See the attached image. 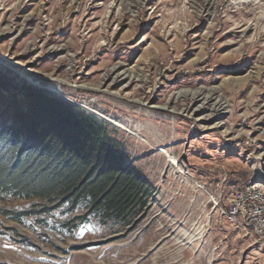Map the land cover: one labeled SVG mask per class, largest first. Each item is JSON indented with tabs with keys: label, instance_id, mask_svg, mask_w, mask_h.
<instances>
[{
	"label": "rangeland",
	"instance_id": "1",
	"mask_svg": "<svg viewBox=\"0 0 264 264\" xmlns=\"http://www.w3.org/2000/svg\"><path fill=\"white\" fill-rule=\"evenodd\" d=\"M206 10L0 0V74L107 125L154 193L134 228L72 224L62 209L16 223L39 201L0 197V264H264V247L226 215L236 191L264 186V0ZM201 89L222 107L183 94Z\"/></svg>",
	"mask_w": 264,
	"mask_h": 264
},
{
	"label": "trees",
	"instance_id": "2",
	"mask_svg": "<svg viewBox=\"0 0 264 264\" xmlns=\"http://www.w3.org/2000/svg\"><path fill=\"white\" fill-rule=\"evenodd\" d=\"M8 81L0 74V197L39 201L11 220L62 209L72 224L134 228L154 193L108 126L46 90Z\"/></svg>",
	"mask_w": 264,
	"mask_h": 264
},
{
	"label": "built area",
	"instance_id": "3",
	"mask_svg": "<svg viewBox=\"0 0 264 264\" xmlns=\"http://www.w3.org/2000/svg\"><path fill=\"white\" fill-rule=\"evenodd\" d=\"M226 215L242 221L256 243L264 247V186L249 184L236 191Z\"/></svg>",
	"mask_w": 264,
	"mask_h": 264
},
{
	"label": "bare ground",
	"instance_id": "4",
	"mask_svg": "<svg viewBox=\"0 0 264 264\" xmlns=\"http://www.w3.org/2000/svg\"><path fill=\"white\" fill-rule=\"evenodd\" d=\"M198 1V0H196ZM202 5L204 6L205 9H207L206 11H209L211 9H216L218 7L219 4V0H201ZM126 72L122 73V75H124ZM128 77V76H126ZM184 95H188L190 96V98L192 100H199L201 97V99L205 100L206 102L212 101L213 99L218 98L217 105L221 106V97L218 95V92H216L215 90H205V89H201V90H197V91H193V92H185L183 93ZM180 96H182L180 94ZM183 98V97H182ZM187 98V97H186ZM214 101V100H213ZM207 104V103H206ZM157 108V107H156Z\"/></svg>",
	"mask_w": 264,
	"mask_h": 264
}]
</instances>
